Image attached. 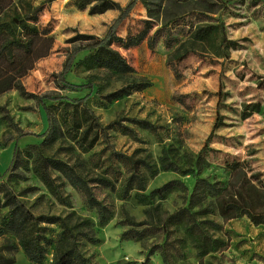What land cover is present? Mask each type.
Returning <instances> with one entry per match:
<instances>
[{
  "label": "rangeland",
  "instance_id": "rangeland-1",
  "mask_svg": "<svg viewBox=\"0 0 264 264\" xmlns=\"http://www.w3.org/2000/svg\"><path fill=\"white\" fill-rule=\"evenodd\" d=\"M44 1L0 0V22L14 28V33L0 31V46L11 54V41L28 46L31 30L51 27L54 44L23 77L27 89L39 95L88 97L81 103L46 97L56 137L44 140L48 117L38 97L14 88L1 92L0 181H7L34 212L61 214L76 231L98 235L96 243L79 235L82 251L96 264H264V223L254 222L247 213L226 217L218 208L223 197L238 190L252 198L256 210H264V0H137L118 31L126 37L147 29V36L129 47L113 44L134 70L97 65L89 51H82L67 77L77 83L92 81L93 87L75 88L64 86L58 76L70 51L85 42L73 37L79 32L104 35L119 10L90 13L76 0H51L38 19L26 18ZM141 76L152 83L120 98L105 97ZM220 115L222 124L213 129ZM129 116L159 126L140 127ZM116 119L133 126L137 136L118 125L106 126ZM40 151L69 161L87 178L115 182L112 188L90 181L96 196L113 209L106 223H100L85 193L54 168L64 198L50 189L35 169ZM129 156L145 159L151 167L142 164L143 187L134 186L123 195L131 172ZM164 162H176L187 171L164 168ZM197 176L222 188L191 204L200 210L207 251L188 221H167L189 203ZM171 178L182 179L187 188L159 194L155 189ZM206 205L213 210L202 211ZM6 209L0 208V225ZM39 224L43 233L58 237V223ZM45 246L44 260L36 262L19 236L5 230L0 232V264H52L56 243Z\"/></svg>",
  "mask_w": 264,
  "mask_h": 264
},
{
  "label": "trees",
  "instance_id": "trees-1",
  "mask_svg": "<svg viewBox=\"0 0 264 264\" xmlns=\"http://www.w3.org/2000/svg\"><path fill=\"white\" fill-rule=\"evenodd\" d=\"M46 1L51 0H45L44 2L37 4L30 12L25 14L26 18L33 20L38 19L39 13L43 10ZM136 3L137 0H129L126 4L121 3L119 0H76V5L79 8L89 7L90 13L103 12L110 8H117L119 13L113 19L104 35L100 36L94 33L79 32L73 37V39L82 38L85 42L75 46L70 51L63 69L58 74L60 82L64 86L72 88L84 86L93 87L92 81L77 83L71 81L67 77V74L72 68L78 54L82 51H89L92 62L97 65L106 66L119 72H129L134 70V66L130 63L127 57L120 51V49L113 46V44L119 43L129 47L140 43V41L147 36V29L140 31L139 33L129 32L126 37L121 35L118 31L120 24L126 17H128ZM5 28H8L10 32L14 33V28L10 22H0V31H4ZM51 31V27H44L41 30H31L29 35L30 43L28 46H23L20 43L14 42L15 40L11 41V54L7 52L5 47L0 46V93L14 88L23 95H33L38 97L39 102H41L46 108L48 117V127L43 132V135H45L44 140H53L56 137V134H54L56 129L55 116L52 113L50 106L45 102L46 97L52 99H63V97H67L74 103L85 102L88 97V94L75 97L51 94L39 95L36 92L27 89L23 77L35 66L36 61L39 58L47 55L51 51L55 41V37ZM1 40L2 37H0V41ZM151 83L152 81L149 78L141 76L139 79H134L116 89L108 91L105 94V97L108 100L120 98L131 93L133 90L147 87ZM258 104L259 103L257 102L256 105ZM255 109H259V107L256 106ZM128 119L138 124L140 127L148 129L155 130L159 126L154 121L145 117L129 116ZM221 124L220 115L217 117L213 129H216ZM15 125L18 127L17 123H15ZM113 125H118L124 132L137 136V130L121 119L113 120L106 126L110 127ZM17 150L18 146L16 145L14 152L16 153ZM113 151L118 155L121 153L119 150ZM129 158L131 161V172L126 178L123 195H127L129 190L134 186L143 187L144 176L140 172V167L142 164L151 167V164L145 159H133L130 156ZM201 158L202 155L199 153L196 160L198 164ZM163 165L164 168L177 169L183 173L187 171L186 168H182V166L176 162H164ZM52 168L59 170L72 185L85 193L88 204L98 210L100 223H106L109 220L113 214V209L96 196L90 181H99L115 188L116 184L113 180L102 176L87 178L69 161L55 155L44 154L40 151L36 157L35 169L42 180L49 185L50 189L62 199L64 196L60 190L59 183L51 172ZM199 171L200 168L198 169V172ZM2 176L3 175L0 174V179ZM0 185H2L3 189V198L0 197V208L7 207L6 211L1 216L0 232L10 230L17 234L20 238L21 245L32 260L42 262L47 251L45 244L48 242H55L56 249L52 264H96L82 251L79 243V235H84L89 241L94 243L100 241L98 235L89 230L76 231L74 225H71L66 220L65 216L61 214L34 212L7 181L1 180ZM175 188L186 189L187 184L180 178H171L158 186L155 190L158 191L159 194H164ZM221 189L222 188L217 186L215 182L210 181L206 177L197 176L189 203L174 210L168 216L167 221H188L189 229L193 232H199L202 236L201 241L202 245H204V251H207L209 247L207 244L208 237L205 229L201 225V220L197 217V213L200 210L192 209L191 204L204 198L205 193L216 195L221 192ZM218 208L220 213L226 217L247 213L254 222L264 223V210H256L253 206L252 198L248 199L238 190L237 192L230 194L228 197H223ZM201 210L211 211L213 208L210 205H206ZM40 221L58 223L61 227L58 237H50L43 233L41 231L42 226L39 224ZM166 229L168 231V228Z\"/></svg>",
  "mask_w": 264,
  "mask_h": 264
}]
</instances>
